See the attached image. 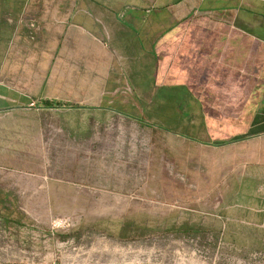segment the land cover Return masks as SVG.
I'll return each instance as SVG.
<instances>
[{
    "label": "rangeland",
    "instance_id": "1",
    "mask_svg": "<svg viewBox=\"0 0 264 264\" xmlns=\"http://www.w3.org/2000/svg\"><path fill=\"white\" fill-rule=\"evenodd\" d=\"M36 43L0 38V264H264L256 143L87 102Z\"/></svg>",
    "mask_w": 264,
    "mask_h": 264
},
{
    "label": "crops",
    "instance_id": "2",
    "mask_svg": "<svg viewBox=\"0 0 264 264\" xmlns=\"http://www.w3.org/2000/svg\"><path fill=\"white\" fill-rule=\"evenodd\" d=\"M9 37L82 71L87 102L160 107V127L264 155V0H0Z\"/></svg>",
    "mask_w": 264,
    "mask_h": 264
},
{
    "label": "built area",
    "instance_id": "3",
    "mask_svg": "<svg viewBox=\"0 0 264 264\" xmlns=\"http://www.w3.org/2000/svg\"><path fill=\"white\" fill-rule=\"evenodd\" d=\"M24 21H25V16L22 15L18 19L16 26L18 27L19 25L24 23ZM9 22L14 23L13 19H10ZM26 22H27L28 27L30 29V38L32 40H35L37 38L39 32L41 31V27H40L39 23L34 19H27ZM263 211H264V209H263Z\"/></svg>",
    "mask_w": 264,
    "mask_h": 264
}]
</instances>
